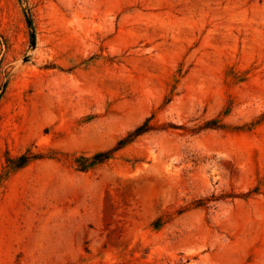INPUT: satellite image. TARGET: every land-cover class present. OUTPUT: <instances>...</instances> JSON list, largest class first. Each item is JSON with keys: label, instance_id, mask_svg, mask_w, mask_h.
<instances>
[{"label": "rangeland", "instance_id": "obj_1", "mask_svg": "<svg viewBox=\"0 0 264 264\" xmlns=\"http://www.w3.org/2000/svg\"><path fill=\"white\" fill-rule=\"evenodd\" d=\"M0 264H264V0H0Z\"/></svg>", "mask_w": 264, "mask_h": 264}, {"label": "trees", "instance_id": "obj_2", "mask_svg": "<svg viewBox=\"0 0 264 264\" xmlns=\"http://www.w3.org/2000/svg\"><path fill=\"white\" fill-rule=\"evenodd\" d=\"M28 26H30L29 22H28ZM149 129H150V127H148L146 124H143V125L139 126L132 133H130L128 135L127 141H131L132 139L136 138L137 136H140L141 134L147 132ZM114 150L115 149H112V150H108V151H106L104 153H99V154L94 155L91 158V160H90L88 165H82L81 163H78V170L79 171H84V170H86V168L88 166L99 164V163H102V162L108 160ZM30 158H32L30 155H22V156H20L18 158V160L13 164V167L14 168H21L22 166H24L30 160ZM85 163H86V161H85Z\"/></svg>", "mask_w": 264, "mask_h": 264}]
</instances>
